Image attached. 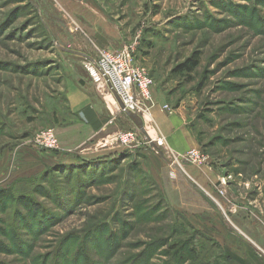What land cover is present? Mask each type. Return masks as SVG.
<instances>
[{
	"label": "rangeland",
	"instance_id": "rangeland-1",
	"mask_svg": "<svg viewBox=\"0 0 264 264\" xmlns=\"http://www.w3.org/2000/svg\"><path fill=\"white\" fill-rule=\"evenodd\" d=\"M130 44L219 174L209 194L224 233L167 200L138 129L123 131L139 148L66 168L61 146L34 144L54 131L64 82L92 79V57ZM194 55L193 73L176 72ZM151 146L173 167L168 146ZM247 254L264 264V0H0V264H250Z\"/></svg>",
	"mask_w": 264,
	"mask_h": 264
},
{
	"label": "crops",
	"instance_id": "crops-1",
	"mask_svg": "<svg viewBox=\"0 0 264 264\" xmlns=\"http://www.w3.org/2000/svg\"><path fill=\"white\" fill-rule=\"evenodd\" d=\"M92 79L80 77L66 80L62 86V97L56 102L63 106L60 107L54 124L62 151L56 156L55 164L62 166L89 163L109 155L125 153L117 142L120 132L129 128L138 129L155 142L163 140L171 150L170 158L178 159L176 164L180 170L169 168L145 147L140 151L145 154V158L150 159L146 162L150 165L146 170L160 184L167 200L173 201L175 208L184 215L197 217L217 233H224L226 226L212 205L210 198L213 195L209 194L214 192L219 182L218 172L209 162L189 165L184 159V155L192 150L202 151L197 135L186 122L184 112L176 113L175 110L174 114H169L165 109L169 104L154 89L155 105H147L149 112L141 115V120H137L110 107L107 90ZM234 241L236 244L235 239ZM249 257L247 254V259L252 264Z\"/></svg>",
	"mask_w": 264,
	"mask_h": 264
},
{
	"label": "built area",
	"instance_id": "built-area-1",
	"mask_svg": "<svg viewBox=\"0 0 264 264\" xmlns=\"http://www.w3.org/2000/svg\"><path fill=\"white\" fill-rule=\"evenodd\" d=\"M135 52L133 44L125 45L116 51L102 52L96 59L97 63L93 60L89 64L94 81L108 91L115 103H119V112L141 116L149 112L147 105L153 102L154 79L145 67L136 63ZM140 140L137 132L129 130L121 132L117 138L118 144L124 149L139 148L142 146ZM148 142L150 144L144 143L147 149L148 146L152 147L151 145L157 144L160 147L164 144L163 140ZM34 144L52 152L60 150L59 140L52 129L40 132ZM152 149L157 153L156 148ZM168 151V154H171L169 148ZM184 159L192 165H203L208 162L205 153L198 150L188 152L184 155ZM177 161L178 159H171L170 164L180 170ZM220 185H226V178L220 180Z\"/></svg>",
	"mask_w": 264,
	"mask_h": 264
},
{
	"label": "trees",
	"instance_id": "trees-1",
	"mask_svg": "<svg viewBox=\"0 0 264 264\" xmlns=\"http://www.w3.org/2000/svg\"><path fill=\"white\" fill-rule=\"evenodd\" d=\"M199 57L197 55H194L192 56L189 60L185 61L182 65H180L178 68H177V71L176 72H186L188 74H191L193 73L199 66ZM84 163H80V164H74V163H71V164H65V165H62V167H72V165H83ZM3 193V192H1ZM2 195V194H1Z\"/></svg>",
	"mask_w": 264,
	"mask_h": 264
},
{
	"label": "bare ground",
	"instance_id": "bare-ground-1",
	"mask_svg": "<svg viewBox=\"0 0 264 264\" xmlns=\"http://www.w3.org/2000/svg\"><path fill=\"white\" fill-rule=\"evenodd\" d=\"M96 63H97V61H96ZM132 115H134V114H132ZM150 140H151L152 142H154V139H153V138H150Z\"/></svg>",
	"mask_w": 264,
	"mask_h": 264
},
{
	"label": "water",
	"instance_id": "water-1",
	"mask_svg": "<svg viewBox=\"0 0 264 264\" xmlns=\"http://www.w3.org/2000/svg\"><path fill=\"white\" fill-rule=\"evenodd\" d=\"M137 120H139V119H137Z\"/></svg>",
	"mask_w": 264,
	"mask_h": 264
}]
</instances>
